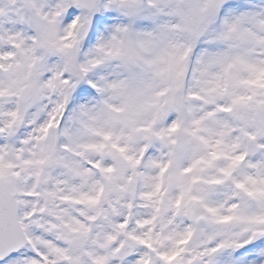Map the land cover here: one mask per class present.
<instances>
[{
	"label": "snow or ice",
	"instance_id": "obj_1",
	"mask_svg": "<svg viewBox=\"0 0 264 264\" xmlns=\"http://www.w3.org/2000/svg\"><path fill=\"white\" fill-rule=\"evenodd\" d=\"M0 264H264V0H0Z\"/></svg>",
	"mask_w": 264,
	"mask_h": 264
}]
</instances>
